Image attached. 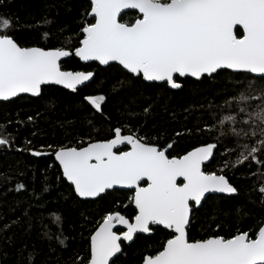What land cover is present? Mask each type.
<instances>
[{
    "label": "snow or ice",
    "instance_id": "obj_1",
    "mask_svg": "<svg viewBox=\"0 0 264 264\" xmlns=\"http://www.w3.org/2000/svg\"><path fill=\"white\" fill-rule=\"evenodd\" d=\"M125 10L136 11L134 21L122 19ZM81 16L72 48L56 46L53 41L59 37L51 36L50 29L44 32L46 46L29 45L10 18L0 17V102L18 98L43 102L55 86L79 94L95 73L65 70L62 59L73 57L115 69L121 87L182 89L180 78L203 82L226 71L236 73L234 80L243 87L235 90L230 103L225 99L231 114L217 117L216 126L208 128L218 133L212 142L183 155H169V150L180 148L179 140L161 147L132 127L125 132L124 126L111 129L106 140H93L85 129L78 132L76 145H41L51 150L45 152L26 140L29 147L20 148L14 135L19 126L13 127L11 121L0 124V149L5 154L14 150L33 157L53 156L62 171L57 179L67 181L77 203H101L129 190L125 195L130 194L134 205L133 221L120 211L102 215L89 234L87 255L78 256L75 264H117L125 242L156 229L166 230L167 237L158 251L143 257L142 264H264V223L252 234L238 230L231 238L219 234L189 238L195 212L207 200L239 194V187L225 174L228 170L235 176L240 167L251 169L245 178H254L253 190L264 205V0H90ZM237 27L242 35H237ZM83 99L86 110L103 116L104 95ZM144 111L147 115L149 109ZM185 131L192 134L191 129ZM229 140L232 143L222 149ZM213 164H218V171L205 170ZM25 189L23 182L16 185L18 192ZM54 216L56 222L62 221L59 214ZM30 220L25 210L22 217L0 226V233L13 225L31 227ZM117 226L121 230H114ZM57 238L67 246L66 236ZM28 260L32 264L31 253Z\"/></svg>",
    "mask_w": 264,
    "mask_h": 264
},
{
    "label": "trees",
    "instance_id": "obj_2",
    "mask_svg": "<svg viewBox=\"0 0 264 264\" xmlns=\"http://www.w3.org/2000/svg\"><path fill=\"white\" fill-rule=\"evenodd\" d=\"M89 3L88 0H3L0 17L10 18L19 36L29 45L46 46L44 32L50 29L51 36L59 37L58 42L53 41L56 46L72 48L76 43L81 14ZM136 16L137 13H128L122 19L132 22ZM45 20L51 24H45ZM63 28L69 31L61 34ZM237 35H242V29L237 30ZM62 66L65 70L92 71L95 79L79 94L55 87L50 98L43 102L33 103L19 98L14 102H0V124L11 121L13 127L18 125L20 128L18 133L14 132L18 135L16 146L29 147L25 143L28 140L32 142L31 147L47 152L51 150L40 146L78 144L81 130H89L93 140H106L110 138L111 129L124 126L125 132L132 127L146 136L148 142L161 147L179 140L180 148L169 150V155H183L194 147L212 142L218 133L209 132L208 128L216 126L217 117L231 114L226 110L225 99L228 97L230 103L235 90L243 87L234 80L237 74L230 71L203 82L180 79L183 88L173 90L168 86L121 87L115 69L97 63L85 64L74 57L65 60ZM89 94L106 97L103 116L95 110L85 109L87 102L83 97ZM146 108L149 109L147 115ZM30 116L32 121L28 120ZM186 129H191L192 134ZM178 132L182 135L177 136ZM83 138L87 141L88 135ZM231 143L230 140L222 143L221 148ZM205 170L218 171V164ZM250 171L240 167L235 170V176L232 170L225 172L239 187V194L213 196L207 200L195 212L189 230L190 239H205L217 234L231 238L238 230L250 234L258 230V226L264 223V205L253 190L254 178H245ZM58 175L62 176V171L54 163L53 156L33 157L28 152L14 150L5 154L4 149H0V226L22 217L25 210L31 217V227L13 225L9 231L0 233L2 264H29V253L33 256L32 264H75L78 256L87 255L89 234L102 215L108 211H120L133 220L135 209L130 203V194L125 195L129 191H120L101 203H77L70 195L67 181L58 180ZM21 182L26 189L18 192L16 185ZM54 214H59L62 221L56 222ZM58 234L60 238L67 237L66 247L59 244ZM166 237V230L156 229L152 236H139L129 246L124 243V252L117 264H142L143 257L158 251Z\"/></svg>",
    "mask_w": 264,
    "mask_h": 264
},
{
    "label": "water",
    "instance_id": "obj_3",
    "mask_svg": "<svg viewBox=\"0 0 264 264\" xmlns=\"http://www.w3.org/2000/svg\"><path fill=\"white\" fill-rule=\"evenodd\" d=\"M89 2H90V0H88ZM125 13L126 14H128V13H136V11L135 10H125ZM123 15H125V14H122V16ZM239 29V27H237V30ZM69 59V58H68ZM78 59V58H77ZM67 60V59H66ZM79 60V59H78ZM65 61V59H62V63ZM82 62V61H81ZM82 63H85V64H91V63H97L98 64V62H82ZM99 65V64H98ZM101 67H104V68H106L105 66H101ZM94 79H95V75H94V78H93V80L92 81H89V82H86V84L87 85H89L90 83H92L93 81H94ZM180 79H186V78H180ZM190 79H192V78H190ZM147 83V82H146ZM55 87H60V86H55ZM60 88H62V87H60ZM82 88H84V87H81V89ZM170 88V87H169ZM171 89V88H170ZM65 90H67V89H65ZM173 90H176V89H173ZM67 91H69V92H71L70 90H67ZM87 102V101H86ZM57 164H58V162H56ZM206 165H207V162H206ZM120 191H129V190H127V189H122V190H120ZM214 196H224V195H214ZM226 197H231V196H226ZM134 206V205H133ZM201 208V207H200ZM133 221V220H132ZM130 222H131V220H130ZM121 228H122V226H117V228L116 229H114V230H116V231H119V230H121ZM153 235V232H151V233H148V234H139V236H152ZM135 241V240H134ZM133 241V242H134ZM133 242H131V243H129V242H125V244L127 245V246H129V245H131ZM0 264H2V262H1V258H0Z\"/></svg>",
    "mask_w": 264,
    "mask_h": 264
}]
</instances>
